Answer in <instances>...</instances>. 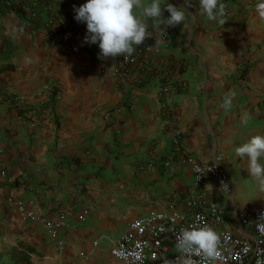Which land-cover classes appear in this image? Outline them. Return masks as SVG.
<instances>
[{"label": "crops", "instance_id": "1", "mask_svg": "<svg viewBox=\"0 0 264 264\" xmlns=\"http://www.w3.org/2000/svg\"><path fill=\"white\" fill-rule=\"evenodd\" d=\"M161 2L189 14L160 57L181 63L189 85L176 111L185 149L198 160L224 156L234 194H211L235 218L243 205L264 201L247 160L234 152L264 134V17L256 0L231 1L224 24L200 14L199 0ZM83 3L12 0L7 9L0 0V97L24 102H0V264H124L112 248L131 222L180 207L194 188L192 167L181 162L163 130L160 81L120 90L111 75L114 62L99 56L98 44L84 43L85 23H72L66 33L45 26L61 12L71 19ZM143 19L158 41L151 20ZM49 84L58 95L38 115H27L45 101ZM226 94L233 100L227 111L221 106ZM127 99L135 104L132 112L123 108ZM64 211L69 226L61 230L66 246L60 250L42 218L59 221Z\"/></svg>", "mask_w": 264, "mask_h": 264}, {"label": "built area", "instance_id": "2", "mask_svg": "<svg viewBox=\"0 0 264 264\" xmlns=\"http://www.w3.org/2000/svg\"><path fill=\"white\" fill-rule=\"evenodd\" d=\"M1 3L7 9L12 7V0H1ZM230 3L225 4V23L229 21L226 8ZM74 17L75 12L71 19L61 12L52 21H47L45 26L58 33H66L70 31L72 23L78 22ZM175 29V26L167 27L166 34L157 31L156 36L160 43H156L153 36L147 37L130 57L108 58L114 62L111 75L120 90L141 88L154 78L160 81L163 130L171 134L174 152L181 158V162L192 167L194 188L184 197L180 207L171 205L163 211L152 210L147 215L133 220L128 231L116 239L112 248L113 257L124 264H179L181 253L175 247L176 236L183 228L195 224L210 225L219 236L214 259L209 261L202 253H198L194 256L198 264H256L257 259H264V233L259 232L256 227V223L264 214V201L261 206L243 205L235 218L230 217L211 194L212 189L226 199L234 194V182L225 165L224 156L218 154L210 160H198L187 154L185 149V134L178 127L176 111L177 98L187 91L189 85L183 78L181 63L171 59L160 60L163 50L170 49V39ZM53 43L56 44V40H53ZM45 92V101L38 107L29 108L27 115H38L40 109L48 108L58 95L54 84L47 85ZM4 99L14 105L24 104L18 97H0V102ZM123 108L132 112L135 108L133 100H125ZM121 110L119 108L108 111L106 118L111 119L113 113H119ZM120 132L121 130H118V134ZM170 162H166L165 166H169ZM1 175L7 177L3 170ZM225 184L228 189L223 188ZM20 210L24 211L23 208ZM233 220L236 221V228L230 223ZM42 221L49 229V235L57 247L64 250L66 243L60 233L69 226L67 213H60L59 221L51 220L45 215Z\"/></svg>", "mask_w": 264, "mask_h": 264}, {"label": "clouds", "instance_id": "3", "mask_svg": "<svg viewBox=\"0 0 264 264\" xmlns=\"http://www.w3.org/2000/svg\"><path fill=\"white\" fill-rule=\"evenodd\" d=\"M189 4L190 0H184ZM200 14L209 21L219 24L225 23V4L223 0H199ZM256 12L264 17V0H256ZM166 10L170 15L164 17ZM75 19L85 23L87 32L84 37L86 44H98L101 58L132 56L136 47L142 45L153 32L149 31L148 24L143 18L152 22L153 30L166 34L169 26L183 24L187 26L185 7L173 3H163L161 0H85V3L74 7ZM164 25L166 27H161ZM161 41H156L160 43ZM233 103L231 94H226L222 107L227 111ZM250 116L245 112L241 120L247 124ZM235 155L245 158L248 164V173L253 179L257 189L264 192V134L251 136L245 142L237 144ZM228 189V185H223ZM257 230L264 233V214L256 223ZM219 236L210 226H197L195 224L183 228L176 236V249L181 253L179 264H198L194 256L202 253L209 261L217 254ZM256 264H264V259H257Z\"/></svg>", "mask_w": 264, "mask_h": 264}, {"label": "rangeland", "instance_id": "4", "mask_svg": "<svg viewBox=\"0 0 264 264\" xmlns=\"http://www.w3.org/2000/svg\"><path fill=\"white\" fill-rule=\"evenodd\" d=\"M54 17H56V16L49 17V18L45 21V23H47V21H48V22H49V21H52ZM46 27L49 28V29L51 30V27H48V26H46Z\"/></svg>", "mask_w": 264, "mask_h": 264}, {"label": "trees", "instance_id": "5", "mask_svg": "<svg viewBox=\"0 0 264 264\" xmlns=\"http://www.w3.org/2000/svg\"><path fill=\"white\" fill-rule=\"evenodd\" d=\"M231 1H233V0H223L224 4H226L227 2H231Z\"/></svg>", "mask_w": 264, "mask_h": 264}]
</instances>
